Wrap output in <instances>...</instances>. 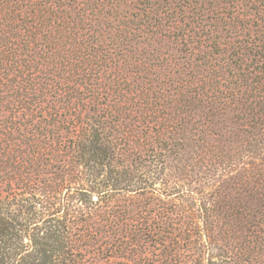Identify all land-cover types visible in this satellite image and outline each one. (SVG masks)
<instances>
[{"label":"trees","instance_id":"16d2710c","mask_svg":"<svg viewBox=\"0 0 264 264\" xmlns=\"http://www.w3.org/2000/svg\"><path fill=\"white\" fill-rule=\"evenodd\" d=\"M0 264H264V0H0Z\"/></svg>","mask_w":264,"mask_h":264},{"label":"rangeland","instance_id":"374dc122","mask_svg":"<svg viewBox=\"0 0 264 264\" xmlns=\"http://www.w3.org/2000/svg\"><path fill=\"white\" fill-rule=\"evenodd\" d=\"M174 46H172V48H173Z\"/></svg>","mask_w":264,"mask_h":264}]
</instances>
